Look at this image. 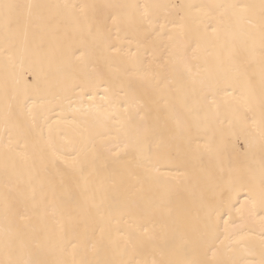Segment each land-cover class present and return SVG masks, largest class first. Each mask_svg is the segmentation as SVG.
I'll use <instances>...</instances> for the list:
<instances>
[{"label":"snow or ice","instance_id":"1","mask_svg":"<svg viewBox=\"0 0 264 264\" xmlns=\"http://www.w3.org/2000/svg\"><path fill=\"white\" fill-rule=\"evenodd\" d=\"M0 65V264H264V0H0Z\"/></svg>","mask_w":264,"mask_h":264},{"label":"bare ground","instance_id":"2","mask_svg":"<svg viewBox=\"0 0 264 264\" xmlns=\"http://www.w3.org/2000/svg\"><path fill=\"white\" fill-rule=\"evenodd\" d=\"M96 2L104 3V2H120V0H96ZM25 67L30 68L32 71L25 73L23 79L19 78V73L22 69L17 68L16 73L17 77L11 81V86L15 88L17 94L19 95L21 101L25 99H29L30 97H34L39 99L43 94V89L47 86V82L44 80V74L47 71V65L41 64L39 62H35L33 64L25 65ZM35 73V74H33ZM39 76V79L37 78ZM4 78V70L3 66L0 65V84H2ZM29 102H31L29 100ZM233 144L237 150L241 149V145L244 144V138H241L236 141L233 138ZM233 144L229 145V150L232 149ZM244 196L240 195V201L243 202ZM239 206V205H237Z\"/></svg>","mask_w":264,"mask_h":264}]
</instances>
